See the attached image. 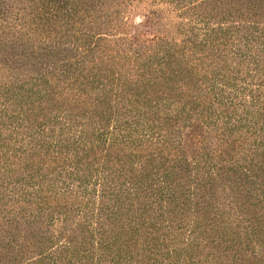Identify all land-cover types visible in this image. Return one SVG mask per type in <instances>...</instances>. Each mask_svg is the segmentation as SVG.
<instances>
[{"label":"trees","instance_id":"16d2710c","mask_svg":"<svg viewBox=\"0 0 264 264\" xmlns=\"http://www.w3.org/2000/svg\"><path fill=\"white\" fill-rule=\"evenodd\" d=\"M140 1L0 0V264H264V0Z\"/></svg>","mask_w":264,"mask_h":264},{"label":"rangeland","instance_id":"374dc122","mask_svg":"<svg viewBox=\"0 0 264 264\" xmlns=\"http://www.w3.org/2000/svg\"><path fill=\"white\" fill-rule=\"evenodd\" d=\"M163 0H142L134 7L133 12L128 15V22L132 23L135 27L141 28L142 30L148 29L149 32L145 34L149 36L155 29V26L158 24V29H163V22L154 20L153 25L148 22L149 17L151 16V11L154 9H163ZM160 17L163 18V15Z\"/></svg>","mask_w":264,"mask_h":264}]
</instances>
